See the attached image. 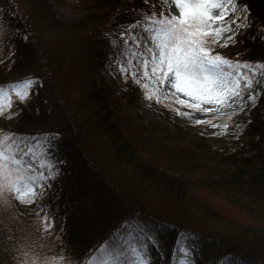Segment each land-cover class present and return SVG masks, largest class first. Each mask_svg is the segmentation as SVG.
<instances>
[{
    "label": "rangeland",
    "instance_id": "1",
    "mask_svg": "<svg viewBox=\"0 0 264 264\" xmlns=\"http://www.w3.org/2000/svg\"><path fill=\"white\" fill-rule=\"evenodd\" d=\"M12 1L27 20L29 31L26 35L32 42L33 60L26 74L16 73L19 71L17 69L21 61L18 55H15L16 48L9 40L5 51H0L1 71L6 72L4 78H14V76L19 78L15 81L9 79L8 82L0 85H11L24 80H32L34 84L29 98L23 103L13 96L12 108L1 119L9 121L10 124H18L22 121L21 125L23 122L26 124L22 127L25 129L30 126L36 129L68 125L57 135L70 141V145L74 147H78L77 139L80 138L87 151L95 160L100 159L103 165L100 174H94L96 180L90 178L92 185L88 186L82 199L87 197L91 202L96 197L104 196L110 201L116 200L111 199L112 187L118 189L124 196L122 203L116 200L118 209H122L123 204H128L126 200H134L135 204H139L143 211L155 219L163 220L168 224L189 223L203 231L205 244L212 250L200 255L182 244L172 247L171 241L161 238L153 230L142 229L152 244L158 261L162 264L165 262L219 264L214 251L220 247L247 252L255 255L260 261H264V217L255 216L253 206L240 200L239 195L207 188L205 187L207 183L194 181L195 178L189 176L187 172L182 177L191 194L189 199H192V206L186 210L182 204L184 200L182 194H177L170 185H161L151 173L143 174L126 162L118 150L116 152L108 128L96 116L101 107L98 104L95 88L101 86L105 92L104 97L109 101L108 104L114 115L113 120L120 127L122 134L134 138L135 152L157 163L159 167L154 165L157 171L164 170L169 174L176 172L174 171L176 167L172 163L171 165L169 162L164 163L168 153L172 154L179 148H192L191 143L199 136L206 138L207 142L225 152L246 140L247 135L242 132L243 122L238 121L232 125L229 123V118L238 112L251 109L258 100L259 90L254 87V90L246 91L242 97L230 101L231 106L204 112L195 111L177 103L178 99L187 100L190 103L194 101L183 93H175L174 89L168 86L161 87L157 82L149 79L141 80L139 85L142 87L143 84H147L148 89L154 90L156 95L153 99H147L142 87V97L135 99V102L131 104L126 100V80L130 76L135 81L140 79L137 68L134 67L137 63L136 59L132 57L133 61L128 64L129 66L120 61L110 60L97 69L93 65L97 46L94 40L90 39L78 47L80 38H76V30L78 26L81 27L80 23L85 17H91L94 14L92 10L88 11L89 2L86 0ZM145 1L157 4L166 13L169 9L175 11L170 0ZM238 5L239 10L234 15L229 13V17L235 19L236 23L230 25L231 31L225 32L219 39V43L215 44L216 46L240 41L241 28L246 22L247 10L243 8L245 5L243 1H238ZM94 21L95 19L91 21L88 19L82 29L86 32L95 24ZM228 36L233 38L227 40ZM135 37L139 38L141 42L139 50L143 51V45L146 43L145 33L142 30ZM125 68H131V72L137 75L133 76L128 71H122ZM249 96H253L254 99H248ZM162 102H166L168 106L163 105ZM4 103H7L6 99ZM201 107L202 109L216 108L215 105ZM198 120L210 121V123L198 124L196 123ZM35 147L40 148L41 144ZM30 161L34 172L43 173L46 177L54 175L60 182L59 186L67 188L66 176H60L63 169L61 156L38 150ZM39 180L37 175V183ZM106 181L111 182L112 186H108ZM93 190L96 191V194H93L94 197ZM48 192L50 190L42 191L43 194L30 204L18 202L14 195L12 200L17 211L30 216L40 214L41 229H47L51 224L50 217L43 209L47 198L52 195L50 192L51 194L49 193L46 197ZM64 192L66 195L70 194L66 189ZM94 203L95 201L92 204ZM245 203L249 207L243 205ZM92 212L97 225L93 227L94 231L91 234L97 235L109 225L112 213L108 211L98 216V212ZM114 214L117 215L116 212ZM130 215L135 214L130 213ZM92 221L94 223V218ZM135 248L130 246L131 252L126 257L115 258L114 255L112 258H106L110 260H103L108 264H149L154 260Z\"/></svg>",
    "mask_w": 264,
    "mask_h": 264
},
{
    "label": "trees",
    "instance_id": "2",
    "mask_svg": "<svg viewBox=\"0 0 264 264\" xmlns=\"http://www.w3.org/2000/svg\"><path fill=\"white\" fill-rule=\"evenodd\" d=\"M86 1L89 2L88 11L92 10L94 14L83 19L80 23L81 27L78 26L76 30V38H80L78 47L90 39L94 40L97 46L93 65L97 69L110 60L127 65L128 60L133 61L128 53L140 50L131 43V38L143 30V26L147 23L143 17L151 11L157 13L162 11L157 4H150L145 0ZM238 1H243L247 5V17L241 28V39L227 46L213 45L214 54L241 63L264 64V0ZM88 19L89 21L95 19V24L85 32L82 26ZM137 21L140 22L139 26L132 28ZM27 25L26 18L12 0H0V51H5L9 40L12 42L11 45L16 48L15 55H18L21 61L17 69L19 71L16 73L22 75L27 73V68L31 67L33 60L32 42L26 35L29 31ZM124 40L130 43L125 44ZM1 70L0 64V84L8 82L9 79L15 81L19 78V76L4 78L6 72ZM261 80L260 72L256 71L255 81L261 82ZM126 85V100L129 103L132 104L135 99L142 97V87L131 76L126 80ZM255 88L259 90L256 104L251 109L238 112L229 118V123L232 125L238 121L243 122L242 132L247 135V139L225 152L207 142L206 138L199 136L191 143L192 148H179L172 154L168 153L164 163L169 162L176 167L174 170L176 172L170 174L164 170L157 171L158 169L154 167V165L159 167L157 163L135 152L134 138L123 135L119 130L120 127L113 120L112 109L108 104L109 101L104 97L105 92L101 86L95 88L98 104L101 107L96 116L108 128L116 152L118 150L126 162L143 174L151 173L161 185H170L177 194H182L184 199L182 204L186 210L192 206V199H189L191 194L182 177L187 172L189 176L195 178L194 181L207 183L205 185L207 188L239 195L240 200L253 206L255 216L259 215L258 218H262L264 217V83ZM162 103L167 105L166 102ZM21 122L10 124L9 121L0 118V131L14 135L21 146H31L34 154L30 158H33L38 150L61 156L63 169L60 176H66L67 188L59 186L60 182L54 175L47 176L46 181L38 182L43 186L40 191L50 190L52 193L43 207L44 212L50 217L51 224L47 229L40 227V214L30 216L17 211L12 202L13 194L4 192L0 197V264H20L21 259L24 261L35 259L34 254L53 259L58 264H89V262L102 264L104 260H110L106 258H112L114 255L115 258L126 257L131 252L130 246L136 247L137 251L148 255L149 258L152 257L154 260L149 264H162L158 261L148 237L142 232V229L147 230V228L161 238L171 241L172 247L182 244L200 255L212 250L205 244L203 231L189 223L168 224L163 220L155 219L143 211L139 204H135L133 199V201L126 200L128 204H123V208L118 209L116 200L122 203L124 198L118 189L111 187V199H116L113 201L104 196L96 197L94 204H92L94 201L90 202L87 197L82 199L88 186L92 185L90 178L96 180L94 174L99 175L101 172L103 165L100 159L98 161L94 159L80 138L77 139L78 147H74L70 145V141L57 135L68 125L36 129L30 126L25 129L22 127L26 124L23 122V126ZM38 144H41L40 148L35 147ZM30 158L25 157L29 163H31ZM106 182L108 186H112L111 182ZM64 189L70 194L66 195ZM50 192L46 193V197ZM93 194H96L95 190L92 191L94 197ZM247 203L243 205L249 207ZM92 211L98 212V216L108 211L112 213L109 225L97 235L91 234L97 225ZM112 211L117 215L115 216V212ZM214 252L219 264H264V261H260L255 255L243 251L220 247ZM25 253L27 255H24Z\"/></svg>",
    "mask_w": 264,
    "mask_h": 264
},
{
    "label": "snow or ice",
    "instance_id": "3",
    "mask_svg": "<svg viewBox=\"0 0 264 264\" xmlns=\"http://www.w3.org/2000/svg\"><path fill=\"white\" fill-rule=\"evenodd\" d=\"M170 3L175 11H151L143 17L147 21L143 26L146 41L143 51L128 53L137 61L134 67L137 68L140 79L136 83L151 79L161 87L168 86L175 93H183L194 101L190 103L178 99L177 103L204 112L231 106L230 101L264 83V64L241 63L214 54L212 45L219 43L223 34L231 31L230 25L236 23L235 19L229 17V13L234 15L239 10L238 0H170ZM243 8L247 10V5ZM139 24L137 21L132 28ZM232 38L228 36L227 40ZM123 43L130 42L124 40ZM131 43L140 49L139 38L132 36ZM127 63L131 64V60ZM122 71L137 75L131 72V68ZM256 71L261 74V82L255 81ZM33 84L32 80H24L11 85H0V118L12 108L13 96L20 103L29 98ZM142 87L146 98L153 99L155 91L148 89L147 84ZM248 99L254 97L249 96ZM202 105H215L216 108L202 109ZM196 123L210 121L198 120ZM33 154L31 146H21L14 135L0 131V197L7 191L18 202L30 204L43 194L39 190L43 186L37 183V175L40 180L45 181L48 177L34 172L33 166L25 159ZM34 255L35 259H21L20 264H57L53 259ZM102 264L108 262L103 261Z\"/></svg>",
    "mask_w": 264,
    "mask_h": 264
}]
</instances>
